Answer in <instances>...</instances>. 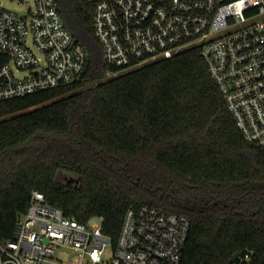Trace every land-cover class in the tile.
I'll use <instances>...</instances> for the list:
<instances>
[{
  "label": "trees",
  "instance_id": "obj_1",
  "mask_svg": "<svg viewBox=\"0 0 264 264\" xmlns=\"http://www.w3.org/2000/svg\"><path fill=\"white\" fill-rule=\"evenodd\" d=\"M58 3L88 66L78 82L0 101V245L40 191L80 221L103 216L113 236L130 206L187 215L180 264H264V150L200 49L107 78L94 5Z\"/></svg>",
  "mask_w": 264,
  "mask_h": 264
},
{
  "label": "built area",
  "instance_id": "obj_2",
  "mask_svg": "<svg viewBox=\"0 0 264 264\" xmlns=\"http://www.w3.org/2000/svg\"><path fill=\"white\" fill-rule=\"evenodd\" d=\"M31 1L20 14L0 0V101L78 82L88 66L58 0ZM88 1L107 78L197 47L244 138L264 150V0ZM190 229L187 215L142 204L113 236L103 216L80 221L33 191L0 264H64L59 251L69 264H180Z\"/></svg>",
  "mask_w": 264,
  "mask_h": 264
},
{
  "label": "rangeland",
  "instance_id": "obj_3",
  "mask_svg": "<svg viewBox=\"0 0 264 264\" xmlns=\"http://www.w3.org/2000/svg\"><path fill=\"white\" fill-rule=\"evenodd\" d=\"M3 5L9 9H12L18 13H24L28 11V9L32 5L31 0H3ZM23 72H19V75H22ZM60 178L63 181H70L73 177L70 176L68 173H61ZM57 258H59L61 261H63L64 264H69L71 260L74 258L72 254L69 252L59 251L56 253ZM106 261H109V259L112 257V250L107 249L104 255Z\"/></svg>",
  "mask_w": 264,
  "mask_h": 264
},
{
  "label": "water",
  "instance_id": "obj_4",
  "mask_svg": "<svg viewBox=\"0 0 264 264\" xmlns=\"http://www.w3.org/2000/svg\"><path fill=\"white\" fill-rule=\"evenodd\" d=\"M71 180H74V178H72ZM77 182H78V180H77Z\"/></svg>",
  "mask_w": 264,
  "mask_h": 264
}]
</instances>
